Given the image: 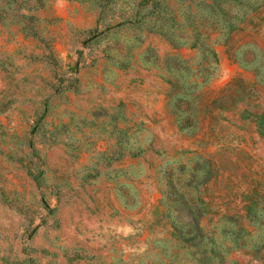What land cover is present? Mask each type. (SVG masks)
I'll return each mask as SVG.
<instances>
[{
	"label": "rangeland",
	"instance_id": "rangeland-1",
	"mask_svg": "<svg viewBox=\"0 0 264 264\" xmlns=\"http://www.w3.org/2000/svg\"><path fill=\"white\" fill-rule=\"evenodd\" d=\"M0 264H264V0H0Z\"/></svg>",
	"mask_w": 264,
	"mask_h": 264
}]
</instances>
